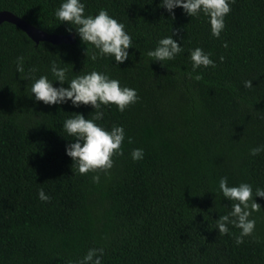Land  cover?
<instances>
[{"label":"trees","instance_id":"obj_1","mask_svg":"<svg viewBox=\"0 0 264 264\" xmlns=\"http://www.w3.org/2000/svg\"><path fill=\"white\" fill-rule=\"evenodd\" d=\"M59 2L0 0V11L36 29L73 36L36 42L0 23V264H68L94 247L104 250L102 264H264V198L254 197L261 209L243 243H235V226L226 234L215 229L231 207L218 191L220 177L264 187V152H249L264 144V0H232L219 37L207 17L180 8L171 17L159 0H86V12L107 9L132 37L130 58L118 65L111 57L89 59L91 46L54 17ZM173 30L184 51L163 65L151 61L147 50ZM197 46L216 62L192 73L199 80L187 75ZM21 55L36 76L51 79L56 60L69 76L95 68L137 90V102L123 112L105 106L97 121L125 129L123 154L113 156L99 183L94 173L76 171L65 154L74 138L62 128L71 112L91 118L93 109L35 102L31 80L15 68ZM246 79L253 87H244ZM134 148L144 150L141 160L131 159ZM38 188L51 199L41 201Z\"/></svg>","mask_w":264,"mask_h":264},{"label":"clouds","instance_id":"obj_2","mask_svg":"<svg viewBox=\"0 0 264 264\" xmlns=\"http://www.w3.org/2000/svg\"><path fill=\"white\" fill-rule=\"evenodd\" d=\"M231 3L232 0H159L157 7H162L171 17L175 16L176 8H180L190 17L203 15L207 17L211 35L219 37L225 28V16L231 10ZM53 15L59 23H66L67 31L74 29L80 41L91 46L90 60L111 57L118 65L130 58L128 49L133 46L132 37L126 31L125 24L110 15L107 9L100 8L93 14L86 12V0H60ZM174 34L175 30L171 35L158 39L155 47L147 50L146 55L151 61H159L163 65L184 51L182 43L173 38ZM224 47H227V42ZM211 56L210 52L201 47L190 49L192 72L187 75L192 77V73L200 67H215L216 62ZM223 59V56L219 57L220 61ZM24 61L23 55L17 56L15 68L18 73H23L24 79L31 80L30 96L35 102L49 106L70 103L76 108L89 105L93 109L91 118L80 112H71L75 115L67 116L63 120L62 128L67 136L74 138L65 145V154L71 158L76 171L82 175L94 173L91 180L99 183L101 173L109 174L108 170L114 163L113 156L123 154L121 146L125 140V129L122 124H113L106 128L97 121L103 118L105 106L115 105L118 111L123 112L129 105L137 102L140 99L137 90L122 85L118 78L95 68L69 76L68 69L56 60L49 62L51 79L47 74L36 76V66L26 72ZM192 78L199 80L201 75L196 73ZM54 81L59 83L54 84ZM243 84L245 88L253 87L250 79L244 80ZM128 140L131 142V137ZM249 152L252 156L264 152V144L250 148ZM143 156L142 148H134L130 153L134 161L141 160ZM218 191L231 202V207L215 219V229L220 234H226L229 233V225L235 226L240 230L235 235V243L239 245L243 243L244 237L254 233L256 220L251 218L252 213L261 209L254 197L264 198V187L257 186L253 191L251 183L240 182L233 185L228 183L227 177L222 176L218 181ZM37 195L41 201L47 202L51 199L43 188L37 189ZM103 251L102 248H89L82 258L70 260L68 264H102Z\"/></svg>","mask_w":264,"mask_h":264},{"label":"water","instance_id":"obj_3","mask_svg":"<svg viewBox=\"0 0 264 264\" xmlns=\"http://www.w3.org/2000/svg\"><path fill=\"white\" fill-rule=\"evenodd\" d=\"M10 22L17 25L19 28L23 29L30 35V37L35 40L36 42L40 40H48L53 43H61V42H71L73 41L72 35H60V34H48L39 29L34 28L30 24H28L25 20L20 18L19 16L15 15L9 11H0V23L1 22ZM56 35L57 39H49L48 37Z\"/></svg>","mask_w":264,"mask_h":264},{"label":"rangeland","instance_id":"obj_4","mask_svg":"<svg viewBox=\"0 0 264 264\" xmlns=\"http://www.w3.org/2000/svg\"><path fill=\"white\" fill-rule=\"evenodd\" d=\"M49 39H51V40H53V39H57V38H59V37H57L56 35H54V36H50V37H48Z\"/></svg>","mask_w":264,"mask_h":264}]
</instances>
